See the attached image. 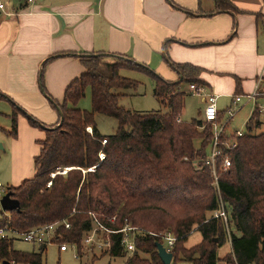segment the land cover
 <instances>
[{"label":"trees","instance_id":"16d2710c","mask_svg":"<svg viewBox=\"0 0 264 264\" xmlns=\"http://www.w3.org/2000/svg\"><path fill=\"white\" fill-rule=\"evenodd\" d=\"M70 56L78 58L86 72L68 86L61 103L51 100L52 106L63 114L62 124L58 127L59 114L57 124L44 128L45 138L34 158L35 176L7 188V193L20 203V210L3 212L0 229L22 233L67 221L71 228H61L53 242L75 244L81 254L87 237L97 227L91 215L94 214L110 230L129 225L144 231L137 234L136 251L132 254L125 252L122 234L98 231L97 239H110V248L105 252L111 257L128 256L125 264H164L157 244L163 243L166 233L177 239L171 250V264H217L218 250L228 242L232 252L224 258L226 264H264V131L254 133L263 125L259 105H255L246 124L248 132L238 138L237 147L229 152L231 167L218 168V191L212 185L210 169L203 164L213 140V126L201 116L191 122L178 121L186 96L179 86L184 82L205 84L199 79L200 68L173 64L180 81L171 82L149 66L123 55ZM121 71H137L151 77L155 82L154 95L168 112L140 114L121 106L120 100L125 96L122 91L137 90L140 85L122 76ZM43 77L42 70L41 84L47 94ZM87 88L92 91V111L77 108ZM239 95L237 90L234 96ZM0 100L13 106L8 115L11 129H3L9 137H18L21 114L32 126L42 125L1 91ZM97 114L118 121L114 135L100 133ZM221 119L219 113L218 122ZM202 127L204 132H200ZM88 128H92V133ZM196 140H200V147H196ZM101 154L105 155L103 160ZM65 168L72 169L65 175L57 174ZM92 168L94 171H89ZM52 174L57 175L52 178ZM220 201L228 213V227L222 219L211 218L220 210ZM195 229L200 231L202 241L187 248ZM13 244L14 239H0V264H46L47 246L29 253L15 250ZM88 246L93 248L96 244Z\"/></svg>","mask_w":264,"mask_h":264},{"label":"crops","instance_id":"0c3cea01","mask_svg":"<svg viewBox=\"0 0 264 264\" xmlns=\"http://www.w3.org/2000/svg\"><path fill=\"white\" fill-rule=\"evenodd\" d=\"M10 4L15 14L0 11V91L36 119L46 118L48 122L39 120L45 127L57 124L60 117L43 96L39 75L43 70L46 93L61 103L68 86L86 72L70 53L123 55L171 82L180 81L172 65L188 64L202 70L199 79L205 84L199 86L206 94L215 88L233 100L237 90L257 98L264 88V0H39L22 8L21 0ZM0 102L9 104L0 107V119L7 118L13 106ZM226 110L219 111L222 119ZM18 125L19 137L34 127L22 114ZM40 150L31 155L35 158Z\"/></svg>","mask_w":264,"mask_h":264},{"label":"rangeland","instance_id":"374dc122","mask_svg":"<svg viewBox=\"0 0 264 264\" xmlns=\"http://www.w3.org/2000/svg\"><path fill=\"white\" fill-rule=\"evenodd\" d=\"M13 4H19L20 0H12ZM120 74L129 79L138 81L140 83L137 90H123L122 93L125 94L120 100V105L126 110L133 113H152L158 112L165 114L168 112V108L164 106L154 95L155 82L154 80L146 74L137 71H121ZM165 76V75H164ZM41 75H39L40 79ZM193 84V83H191ZM189 82L182 83L179 88L180 91L186 94L184 99V109L180 118L183 122H191L193 119L203 118L205 102L203 101V95L191 92ZM41 85V84H40ZM264 87V86H263ZM264 88L261 87L257 98L249 100L245 95L241 94L242 102L237 106H234V100L232 96L222 95L213 88L210 94L214 96H219L217 107L222 113H225L227 107L236 108V113L231 119L230 123L226 128V132L230 135L237 131H241L246 134L247 128L246 124L250 118L252 111L256 104H259L262 114V127L255 130L254 133L260 134L264 131ZM42 91V89H41ZM210 91V90H209ZM254 94V93H253ZM252 94V95H253ZM44 96V94H43ZM50 101V96L45 95V99ZM256 100V101H255ZM51 102V101H50ZM1 103V102H0ZM6 105V106H5ZM9 104H0V107H7ZM78 109L85 111H92V91L91 88H87L85 97L79 102ZM1 109V108H0ZM26 113L30 116L32 114ZM57 113L56 115H58ZM201 116V117H200ZM227 116L224 117L226 119ZM223 119V120H224ZM40 122H48L46 118L37 119ZM96 123L100 133L104 136L114 135L118 129V121L114 118L97 114ZM42 124V123H41ZM45 124V123H44ZM50 125V124H49ZM0 128L3 130H10V120L5 117L0 119ZM44 125L33 127L29 132L23 131L22 135L17 138L9 137L5 132L0 129V183L4 188L15 187L20 185L22 180L20 178L30 179L34 177L35 165L34 157L31 154H36L40 150V141L45 138ZM205 128H201L200 132H204ZM196 147H200V140L195 141ZM209 153V148H207ZM66 169V168H65ZM64 169V170H65ZM63 171V170H61ZM59 171V172H61ZM3 210L0 206V220L2 219ZM6 215H8L6 213ZM202 241V235L199 230L195 229L190 235L186 247L191 248ZM230 241V240H229ZM68 250L66 252H61L58 242H49L47 244V251L45 254L46 264H125L128 256L122 257H111L105 252V249H100L98 246H88L84 243L82 246L81 254H79L78 247L75 244L66 243ZM230 242L222 246L218 250L219 260L217 264H223L224 258L231 253ZM13 247L17 251L32 253L34 250L36 252L40 251L39 247L36 249L30 243H26L21 239L14 240ZM145 257V255H141ZM179 264H191L189 262H180Z\"/></svg>","mask_w":264,"mask_h":264},{"label":"built area","instance_id":"2783aa9c","mask_svg":"<svg viewBox=\"0 0 264 264\" xmlns=\"http://www.w3.org/2000/svg\"><path fill=\"white\" fill-rule=\"evenodd\" d=\"M39 0H21V8L27 7L31 4L37 3ZM0 11L6 13L7 15L15 14V8L11 6L10 0H0ZM191 92L203 95V101L205 102V109H204V116L203 119L206 123L211 124L213 126V140L209 146V153L207 157L203 160V164L207 166L211 171V177L213 179V187L216 190L219 189V182H218V168L221 167L223 169H228L231 167V158L229 152L234 150L238 145V138L243 137L244 133L241 131H237L234 134L230 135L226 132V128L230 123L231 119L234 117L236 113V108L229 107L226 110L227 118L225 120L221 119L218 122L219 117V110L217 107L218 97L212 94H206V90L204 87H201L197 84L190 85ZM256 97V94L248 96L249 100H253ZM234 106H237L239 103L242 102L241 97L234 98ZM262 112V111H261ZM181 122V119H178ZM88 132L92 133V128L87 129ZM107 143L106 140L102 142L105 146ZM101 159L105 158L104 154L100 155ZM221 165V166H220ZM72 168H66L65 170L58 172L57 174L65 175L69 170ZM95 168L89 169V171H94ZM57 174H52V178H54ZM52 182L48 183V187H51ZM7 194V188L0 183V201ZM221 208L220 210L213 213L211 218L214 219H222L225 225L228 227L229 217L228 213L226 212L225 205L223 201H220ZM93 219L95 220V225L97 226L93 232L87 237L86 244H96L100 249H109L110 248V239L107 242H102L101 240L97 239L98 231L101 230L103 233L107 235L111 234H122V245L126 253L132 254L136 251L135 239L137 234H141L144 231L133 228L127 225L122 230H110L106 228L96 217V215L91 214ZM70 229L71 224L67 221L57 222L52 225H46L40 228H35L27 232H18L14 230H10L8 228H1L0 229V239H21L26 243H30L36 246H47L49 242H53L56 238L57 232L61 228ZM229 231V228H228ZM102 233V236H103ZM100 236V237H102ZM158 236V235H156ZM163 243L162 245L166 249L167 252L171 253L173 246L175 245L176 238L171 233H166L162 236ZM61 252H66L68 250L67 244H61L59 247Z\"/></svg>","mask_w":264,"mask_h":264},{"label":"water","instance_id":"95a60500","mask_svg":"<svg viewBox=\"0 0 264 264\" xmlns=\"http://www.w3.org/2000/svg\"><path fill=\"white\" fill-rule=\"evenodd\" d=\"M41 78V77H40ZM46 95V94H44ZM52 99L50 98V101ZM58 112L60 114L61 117V122L59 123L58 127L62 124L63 121V114L60 111V109H58ZM45 127V126H44ZM45 129H49L45 128ZM0 206L3 210V212H13V211H19L20 210V203L17 200H14L11 196V193H7L6 195H4V197L1 199L0 201ZM157 249H158V254L160 259L162 260V262L164 264H171L173 261V254L170 252H167L166 249L164 248V246L160 243L157 244ZM4 264H8V263H4Z\"/></svg>","mask_w":264,"mask_h":264}]
</instances>
